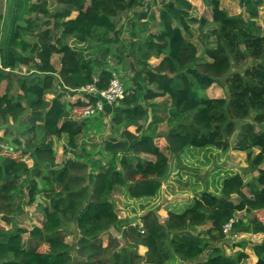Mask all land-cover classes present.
Wrapping results in <instances>:
<instances>
[{
	"label": "trees",
	"instance_id": "obj_1",
	"mask_svg": "<svg viewBox=\"0 0 264 264\" xmlns=\"http://www.w3.org/2000/svg\"><path fill=\"white\" fill-rule=\"evenodd\" d=\"M56 1L59 10L50 12L48 0H10L5 15L0 0V127L26 114V137L12 140L17 156L2 146L8 128L0 137V214L13 221L26 204H35L42 214L41 225L30 230L17 223L12 229L0 227V264H168L175 258L191 264H240L249 258L245 241L233 256L214 243L227 236L224 227L231 221L233 234H264V35L257 24L264 0H242L239 14H230L222 0H202L211 7L212 20L197 17L190 0H161L158 16H150L159 21L158 29L143 23L125 44L127 59H134L133 52L137 58L129 88L112 113L122 130L121 136L104 141L106 161L65 156L61 162L54 139L66 137L65 154L76 153L86 120L72 111L84 113L98 99H80L69 107L60 87H108L113 71L105 59L118 32L117 20L143 0ZM27 13L36 15L25 19ZM195 24L215 45L199 51L192 38ZM27 34L36 40L29 41ZM117 34L120 38L121 32ZM55 54L61 55L59 69L52 61ZM151 56L160 59L158 64H149ZM248 59L252 66L233 71ZM21 65L26 73L15 72ZM6 80L9 87L1 94ZM221 82L229 90L227 102L206 94ZM238 121H244L240 127ZM158 139H164L163 147ZM209 147L247 152L257 175L248 180L240 173L226 175L220 193L203 190L182 211H169L164 221L149 210L142 224L125 227L122 247L115 237L103 244L100 235L120 222L114 192L153 198L171 171V160L187 149ZM25 155L34 158V166ZM20 175L27 177L20 180ZM241 212L244 216L237 218ZM72 223L79 233L76 259L67 241ZM204 226V232L194 231ZM253 250L258 258L254 264H264V242Z\"/></svg>",
	"mask_w": 264,
	"mask_h": 264
},
{
	"label": "rangeland",
	"instance_id": "obj_2",
	"mask_svg": "<svg viewBox=\"0 0 264 264\" xmlns=\"http://www.w3.org/2000/svg\"><path fill=\"white\" fill-rule=\"evenodd\" d=\"M10 0H2V11L6 15L8 13V6ZM36 2L37 0H33ZM88 1V0H87ZM191 2L196 6L194 14L197 17H204L208 20H212V9L209 6H206L202 0H191ZM222 5L225 9L229 11L230 14H239L243 12V7L241 6L240 0H222ZM161 7V6H160ZM159 8L154 9L151 15L154 14L156 17L159 14ZM48 9L50 12H55L59 10V5L56 0H48ZM138 16V13H135ZM149 14V15H150ZM259 18L257 19V24L260 26V33L264 35V7L260 9ZM36 14H25V19L28 17H33ZM42 16V15H40ZM42 21L46 20V17L42 16ZM158 19V18H157ZM159 21H152V24L149 26V30H156L159 27ZM22 24L25 25L23 21ZM3 27V32H4ZM143 30V34H146L149 30ZM195 36L192 37L193 41L197 44L199 51L202 52L203 48L207 44L215 45L214 38L209 40L204 37L203 32H200V27L198 24L194 25ZM211 26H207L206 30H210ZM121 32V31H120ZM137 32V31H135ZM140 32V33H141ZM208 33V32H207ZM5 36V34H4ZM29 41L34 42L36 40L35 35L27 34L24 35ZM122 36V35H121ZM125 36V35H123ZM146 36V35H145ZM130 38H125L122 41H119L115 44H110L109 54L106 56L105 65L109 68L114 69L117 73L121 75V78L124 82L125 88H129V79H131L130 72L127 71L129 68L133 71L132 63L134 64V59H136V52H133L134 59L129 60L131 67H124L127 63V55L129 51L125 44ZM28 54V52H26ZM34 56V55H33ZM35 58V56H34ZM60 57L54 59L55 66L58 67L60 63ZM122 58L124 59L122 61ZM37 60V59H35ZM159 58L156 56H151L148 58V62L151 65H156L159 62ZM254 64L252 59H248L242 64H235L233 71L243 72L247 67H250ZM26 67V66H25ZM17 70L26 73V68L18 67ZM5 82V81H3ZM62 93V98L65 102L68 103V106L72 103H76L80 100V94H69L64 93L63 90H59ZM75 93V92H74ZM206 94L212 98H218L223 102H227L229 98V90L227 85L224 82L212 85L207 91ZM50 99L51 97L48 96ZM162 98L157 99V101H162ZM79 109L77 113L72 111L80 121H85V131L80 139V149L76 153H67L66 150V141L67 138L64 137L62 140L54 139V150L56 153V160L61 162L65 156L80 158L83 161L88 159H100L106 161L107 156L103 149L104 141L112 138L121 136L122 127L113 123V111H110L108 114L102 116L98 110L91 116H86ZM25 116L24 114L19 121L13 124V129H6L7 135L4 137L7 141L2 145L5 150L4 152L8 154L18 155L20 151L18 146L12 143V140L15 137H26L24 134L25 130ZM244 121H238V127ZM5 127V126H3ZM2 129V128H1ZM5 129V128H3ZM135 127H131V130H135ZM5 134V133H4ZM2 137V136H1ZM235 141V137L232 139V144ZM157 143L163 147L165 145L164 139H158ZM7 145V146H6ZM258 152V150H255ZM24 159L29 163L32 162L30 155H25ZM171 171L167 178L164 180V183L158 192L157 196L147 199H133L126 193L125 190H120L114 192L112 196V201L115 204L116 210L120 217L119 225L111 228L108 232L101 234L100 238L103 241V244L107 246L110 241V237H115L120 240L119 247L124 245L123 233L125 227L129 224H142V216L149 210L157 212L159 219L164 221L168 217V212L171 210L182 211L186 205L194 198L195 195L199 194L203 190H209L211 192L220 193L221 183L223 178L226 175L232 173H240L243 175L245 180L250 179L251 177L257 175V171L252 170L249 167L248 154L244 151H239L231 147L230 149L224 151L215 147L209 148H190L187 149L185 153L181 154L180 157L171 160ZM35 164V162L33 163ZM264 167V165H263ZM22 175H20L21 177ZM24 180L27 176L23 175ZM26 187H23L25 192L28 191ZM38 196V195H37ZM36 196V197H37ZM39 198V196H38ZM27 199V198H26ZM37 201V199H36ZM39 202V201H37ZM24 211L18 213L13 221H6L2 218L0 214V227L5 229H12L14 223H17L19 226L32 229L35 225H41L42 214L36 208L35 204H26L23 206ZM244 212L238 213V217L244 216ZM263 217L262 214H260ZM207 229V226L199 227L195 229V232H204ZM25 240L28 239V234L24 235ZM79 238V233L76 228V225L72 223L68 227V236L67 241L72 245L71 251L73 256L76 259V248L75 243ZM245 241L246 246L244 250L249 252V258L243 260L240 264H254L257 261V255L255 254L253 247L255 244H260L264 242V234H246L236 232L233 234L232 231L227 232V236L224 238L218 239L214 245L220 246L224 253L228 256H233L234 252L237 250L243 249L240 245L241 242ZM146 248L140 247L139 252L144 254ZM206 257V256H204ZM168 264H191L190 261L183 260L180 258H175L171 260Z\"/></svg>",
	"mask_w": 264,
	"mask_h": 264
},
{
	"label": "crops",
	"instance_id": "obj_3",
	"mask_svg": "<svg viewBox=\"0 0 264 264\" xmlns=\"http://www.w3.org/2000/svg\"><path fill=\"white\" fill-rule=\"evenodd\" d=\"M88 1H90V0H88ZM1 2H2V0H1ZM160 6H161V0H143L142 1V5L139 6L137 9H135L133 11L125 12L123 15H121L120 18L117 20V24H118V29L117 30H118L119 33L121 31L120 38L117 37V35H119V34H117L118 33L117 32L114 36H112V44H115V43H117L119 41H122L125 38H130V40H127L125 42H130L131 40H134V38L132 37L131 34L133 32H135V31L139 32L141 30L140 26L143 23H147L148 22L149 25L152 24V21L150 20V16H151L150 13H152L154 11V9L159 8ZM135 13H138L139 15L136 16ZM75 15H76V12L73 14V16H75ZM123 35H125V36H123ZM145 35L146 34L143 35V32H141V36L142 37H145ZM58 56L60 57L59 59H61V55L55 54L53 56V59H52L53 63H54V59L56 57H58ZM126 61H127V63L124 65V67H131L130 66V63H129V59H127ZM157 64H158V62H157ZM55 67L57 69H59L60 68V63L58 65V67L57 66H55ZM21 68L24 69L26 67L24 65H21ZM110 69L112 71H114V69H112V68H110ZM127 71H129L130 72V75L132 76V74H133L132 69L129 68ZM14 86H16V85H14ZM14 86H12V88H11L12 92L15 91V87ZM8 87H9L8 86V81L6 80L1 85V94H4L6 92V90H7ZM59 90H63L64 93H69V94H72L73 93L75 95L77 94L76 93L77 92V89L74 90V89L60 87ZM59 93L62 94L61 92H59ZM48 96L51 97V98L54 97L53 94H49ZM118 105L110 104V103H107V102H103L102 103V108H101L102 110L99 109V110H101L99 113L102 114V116L105 115V113L108 114L109 111H114L115 108ZM26 113H28V111ZM14 123L15 122L12 119H10V123L9 124L3 125L5 127L1 126L0 127V137L1 136H4V133L6 132V128L12 130L13 129L12 127H13V124ZM3 128H5V129H3ZM21 139H22V137H21ZM6 144H7V141H6ZM31 159H32V162H30V163L27 160L26 161H27V163H28L29 166H34L35 164H33V163L35 162V160H34L33 157H31ZM22 176L20 178H23ZM26 188L28 189L29 187H26ZM247 253L249 254L248 251H247Z\"/></svg>",
	"mask_w": 264,
	"mask_h": 264
},
{
	"label": "built area",
	"instance_id": "obj_4",
	"mask_svg": "<svg viewBox=\"0 0 264 264\" xmlns=\"http://www.w3.org/2000/svg\"><path fill=\"white\" fill-rule=\"evenodd\" d=\"M80 99L85 103H91L92 97L97 98L96 104L84 111V115L91 116L97 109L102 108V103L118 105L126 94V88L121 75L116 71L112 72V78L107 88L99 89L95 83L83 86L77 89ZM232 221L225 225L224 231L227 233L231 230Z\"/></svg>",
	"mask_w": 264,
	"mask_h": 264
},
{
	"label": "water",
	"instance_id": "obj_5",
	"mask_svg": "<svg viewBox=\"0 0 264 264\" xmlns=\"http://www.w3.org/2000/svg\"><path fill=\"white\" fill-rule=\"evenodd\" d=\"M240 1H242V0H240ZM143 35H144V34H143ZM40 41H41V43H43L42 40H40ZM31 57L33 58V60H34V62H35L36 60H35L34 56L32 55ZM0 70H1V64H0ZM39 186H41V185L39 184ZM36 199H37V201H39L38 196L36 197Z\"/></svg>",
	"mask_w": 264,
	"mask_h": 264
}]
</instances>
